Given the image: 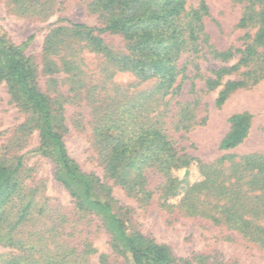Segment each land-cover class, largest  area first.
I'll list each match as a JSON object with an SVG mask.
<instances>
[{
	"label": "rangeland",
	"instance_id": "rangeland-1",
	"mask_svg": "<svg viewBox=\"0 0 264 264\" xmlns=\"http://www.w3.org/2000/svg\"><path fill=\"white\" fill-rule=\"evenodd\" d=\"M200 2L208 9L203 22L216 51L242 49L253 37L255 26H240L250 0H186V9L194 10ZM89 5L90 0H0V34L7 46L29 61L33 84L51 105L53 127L69 157L82 173L99 178L110 190L107 197L120 208L118 216L127 233L165 246L171 264H264L260 240L264 234L231 227L234 219H243L264 230V183L259 182L264 178V75L217 107L221 88L208 91L204 82L210 71L232 66L238 57L226 64L208 55L182 57L179 65L185 68L186 78H177L180 94L152 93L155 79L138 82L131 73L118 71L93 52L74 28L100 27L99 15ZM99 37L110 52L126 54V43L119 35ZM246 71L242 68L238 74ZM235 79L238 75L224 81ZM242 113L250 116L246 139L231 151H219L218 144L229 130L228 118ZM35 119L0 82V162L15 165L20 159L18 183L24 198L22 206L15 199L7 208L6 219L11 222L21 207L26 211L19 226L0 232V264H133L112 250L107 223L80 205L79 189L73 187L75 200L55 180L57 167L50 151L40 150ZM107 120L134 128L154 125L180 155L212 165L209 190L203 187L196 195L199 208H181L177 197L165 201L163 179L154 168L142 169L148 194L142 197L123 188L119 179L108 177L97 137L98 127ZM223 156H233L234 162L252 156L263 171L257 175L256 169L219 163ZM134 172L122 171L120 178L132 177ZM174 177L175 193L198 180L193 168ZM225 191L237 197L235 207L223 198ZM97 195L104 198L102 192ZM227 210L234 216H228Z\"/></svg>",
	"mask_w": 264,
	"mask_h": 264
},
{
	"label": "trees",
	"instance_id": "trees-1",
	"mask_svg": "<svg viewBox=\"0 0 264 264\" xmlns=\"http://www.w3.org/2000/svg\"><path fill=\"white\" fill-rule=\"evenodd\" d=\"M89 8L99 15L100 27L74 26L85 38L87 46L101 54L118 71L131 73L138 82L155 79L157 83L152 93L176 97L180 94V85H176L177 78L180 75L186 78L185 68L179 65L182 57L187 60L208 55L224 64L238 57L234 65L210 71L211 76L204 82L208 91L221 88L215 100L217 107L249 82L256 84L263 78L264 0H250L240 23L243 29L249 25L256 27L253 37H248V43L242 49L223 52L216 51L209 43L203 22L208 17V9L203 2L196 9L187 10L186 0H90ZM104 33L119 35L126 43V54L115 55L110 52L99 37ZM242 68L248 71L238 74ZM232 75H238V79L224 81ZM0 82L6 83L11 96L35 116L40 150L50 151L57 167L55 180L75 200L77 196L73 187H77L83 202L80 205L105 220L111 231L112 250L119 257L130 259L133 264H171V256L165 246L146 240L139 234L127 233L124 222L118 216L120 208H116L107 197L110 190L101 184L99 178L82 173L69 157L61 135L53 127L51 105L33 84V70L29 61L6 45L3 34H0ZM107 122L98 127L97 137L104 171L108 177L119 179L123 188L142 197L148 195L143 188L146 179L142 169L154 168L162 176L165 201L177 197V206L195 211L199 208L196 195L203 187V191L209 190L212 165L180 155L164 132L154 125L134 128L124 122ZM227 122L229 130L218 144L221 152L239 146L250 129V116L246 113L231 115ZM235 159L233 156H223L219 163L228 161L232 166L256 169L257 175L263 171L252 156L243 157L237 162H234ZM20 168V159L15 165L0 162V232L14 230L26 214L25 208L21 207L12 216V223L6 219L9 213L7 208L15 199L19 206L24 201L18 183ZM192 168L196 170L198 180L181 187L179 193H175L174 174ZM122 171H135L136 174L120 178ZM259 182L264 183V178ZM100 192L104 193L103 199L97 195ZM225 192L223 198L230 202L232 208L235 207L237 197L230 191ZM226 214L234 216L228 210ZM14 218L16 221L13 223ZM231 227L243 232L253 229L256 234H264L263 229L252 228L251 222L243 219H234ZM260 240L264 242V236Z\"/></svg>",
	"mask_w": 264,
	"mask_h": 264
}]
</instances>
